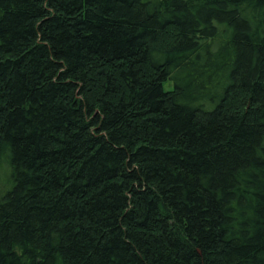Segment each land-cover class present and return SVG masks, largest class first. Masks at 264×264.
Masks as SVG:
<instances>
[{
	"label": "trees",
	"instance_id": "1",
	"mask_svg": "<svg viewBox=\"0 0 264 264\" xmlns=\"http://www.w3.org/2000/svg\"><path fill=\"white\" fill-rule=\"evenodd\" d=\"M0 264H264V0H0Z\"/></svg>",
	"mask_w": 264,
	"mask_h": 264
},
{
	"label": "rangeland",
	"instance_id": "2",
	"mask_svg": "<svg viewBox=\"0 0 264 264\" xmlns=\"http://www.w3.org/2000/svg\"><path fill=\"white\" fill-rule=\"evenodd\" d=\"M171 87H173V83H172L171 81H169V82H167V83L165 84V88H166V89H170Z\"/></svg>",
	"mask_w": 264,
	"mask_h": 264
}]
</instances>
